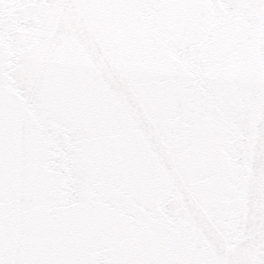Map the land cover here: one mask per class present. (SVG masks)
Wrapping results in <instances>:
<instances>
[{
	"label": "snow or ice",
	"instance_id": "6c2138e0",
	"mask_svg": "<svg viewBox=\"0 0 264 264\" xmlns=\"http://www.w3.org/2000/svg\"><path fill=\"white\" fill-rule=\"evenodd\" d=\"M0 264H264V0H0Z\"/></svg>",
	"mask_w": 264,
	"mask_h": 264
}]
</instances>
